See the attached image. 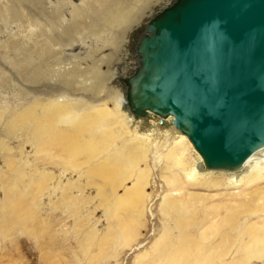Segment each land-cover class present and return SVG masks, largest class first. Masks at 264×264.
Returning a JSON list of instances; mask_svg holds the SVG:
<instances>
[{
	"label": "bare ground",
	"instance_id": "bare-ground-1",
	"mask_svg": "<svg viewBox=\"0 0 264 264\" xmlns=\"http://www.w3.org/2000/svg\"><path fill=\"white\" fill-rule=\"evenodd\" d=\"M163 1L0 0V90L16 101L0 103L9 256H28L29 234L44 264L116 263L155 201L156 226L129 264L264 262V146L235 169L209 168L187 135L126 105L133 32ZM80 28L92 38L83 51Z\"/></svg>",
	"mask_w": 264,
	"mask_h": 264
},
{
	"label": "water",
	"instance_id": "water-1",
	"mask_svg": "<svg viewBox=\"0 0 264 264\" xmlns=\"http://www.w3.org/2000/svg\"><path fill=\"white\" fill-rule=\"evenodd\" d=\"M133 40L119 81L134 117L176 127L209 168L264 146V0H168Z\"/></svg>",
	"mask_w": 264,
	"mask_h": 264
},
{
	"label": "rangeland",
	"instance_id": "rangeland-1",
	"mask_svg": "<svg viewBox=\"0 0 264 264\" xmlns=\"http://www.w3.org/2000/svg\"><path fill=\"white\" fill-rule=\"evenodd\" d=\"M165 1L166 0H164L163 2H165ZM163 2H161V3H163ZM31 5H33V3H30L29 7ZM31 8L36 9L35 5L31 6ZM144 22H145V20L141 21L139 28H137L135 31H134V29H135L136 26L133 28V31H134L133 34L135 33L134 35L132 34L133 37H135L136 33L139 31L138 29H140L142 27L141 25H143ZM11 24H13V23H11ZM11 24H10V26H13ZM5 27H8V25L7 24H3V23L0 22V30L3 31L5 29ZM80 36L83 37V38H81ZM75 37L77 39H79V40L80 39L82 40V41L81 40L79 41L76 38H74L75 40L72 41V43L74 42L73 43V45H74L73 48L75 47L74 49L78 50V51L86 50L87 49L86 45L89 44L90 42H92V38L89 39V37H91V36H90V34H89V32L87 31L86 28H80L79 32L77 33V35H75ZM78 37H80V38H78ZM79 42H81V44ZM85 42L87 44H85ZM106 51H108V50H105L104 53H106ZM75 52H77V51H75ZM114 61L115 60L112 59L111 63L108 64V65H107L106 62H103V63H101L100 68L102 70H106V68L110 67L111 64H113ZM104 83H105V79H104ZM111 83H113V82H111ZM6 95H7L6 93H4V92H2L0 90V103L8 102L11 105H13L16 101H14L11 97H8ZM105 102L107 103V105L109 107H112L110 99L108 101H105ZM149 164H152V160L150 158H149ZM150 188H148V191L150 190ZM162 188H164L163 185H161V183L159 182V180L157 179V177H156V175L154 173V187H153V193H152L153 197H155L154 200L156 199V196L161 192ZM154 207H156L155 201L153 202V206H152L153 216L147 214V220L145 222V227H141L140 228L141 235L137 236V240L139 242L136 240L135 242H133L131 244L130 248L124 249L123 250L124 252L122 251L119 254V257L117 258V262L116 263H113V258H111L112 260L109 258L108 262L104 263V264H129L131 256L133 255L134 252L137 251V247H139L142 244L147 243V241H149L150 236H151V232L154 229V227L156 226V222L157 221H156V216H155L156 214H155V211H154V209H155ZM3 232H4L3 227H0V264H21V261H23L25 263H29V264H44L42 259L39 258L38 251H36L34 249V245H33V242H32V237L29 234H28L29 236L28 235L26 236L28 239L22 238V241L24 242V245H23L24 251H23V253L27 254L28 255L27 257H23L22 256L21 250L19 251L18 257H17V255H15V257H14V256H9L8 254H6V250L10 249V247H8L7 244L4 246V244L2 242L1 238L3 236ZM263 263H258V264H263Z\"/></svg>",
	"mask_w": 264,
	"mask_h": 264
}]
</instances>
